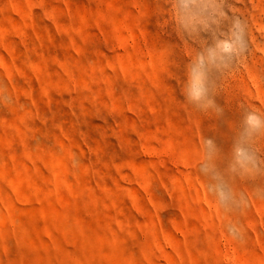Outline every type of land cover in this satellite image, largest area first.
<instances>
[{"label": "rangeland", "instance_id": "374dc122", "mask_svg": "<svg viewBox=\"0 0 264 264\" xmlns=\"http://www.w3.org/2000/svg\"><path fill=\"white\" fill-rule=\"evenodd\" d=\"M0 264H264V0H0Z\"/></svg>", "mask_w": 264, "mask_h": 264}]
</instances>
